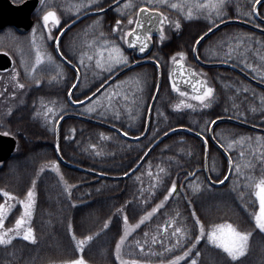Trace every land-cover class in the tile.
I'll list each match as a JSON object with an SVG mask.
<instances>
[{
    "label": "trees",
    "instance_id": "obj_1",
    "mask_svg": "<svg viewBox=\"0 0 264 264\" xmlns=\"http://www.w3.org/2000/svg\"><path fill=\"white\" fill-rule=\"evenodd\" d=\"M114 1L108 0L102 8ZM60 2L61 0L57 1V7L61 5ZM144 2L145 0H140L137 5ZM171 2L174 0H169V3ZM239 6L244 8L240 17L236 11ZM158 7L169 17L179 19L181 28L172 33L168 41L157 45L151 55L160 62L163 57L165 63L163 65L161 62L162 88L154 106L147 137L140 142H130L98 125L78 119H67L60 127L59 138V153L66 162L97 173L119 176L134 168L156 140L175 128L184 127L208 138L211 121L222 117L264 128V110L260 108L258 113L252 110L253 98L260 93L264 95V90L224 68L202 69L207 74V84L214 88L208 107L196 105L191 109L180 110L174 107L180 96L172 88L167 76L170 57L176 52L184 51L189 56L188 60H191L194 43L213 26L208 19L186 21L182 12L165 5ZM227 8H233L235 11L230 14V18L252 22L253 14L247 13L252 12L253 0H229ZM259 13L264 18V4ZM117 19L122 17L114 11L103 15L100 31L110 40L116 38L112 26ZM88 22L89 20L83 24ZM238 35L245 41L243 45H238ZM262 40V34L241 26H229L203 42L198 54L204 62L230 64L263 83L264 61L257 55V52L264 54ZM230 47L238 51L229 54ZM244 48H247L248 63L255 65L257 70L249 69L247 64L242 62L239 51ZM127 53L133 55V52ZM59 65L63 69L62 75H58L57 68L49 74L44 65L36 70L34 77L41 83L37 84L36 80L28 81L30 90L23 105L12 113L10 120L2 127L3 131L17 139V148L10 160L0 164V188L23 199L35 180L37 195L30 225L34 229L35 242L18 238L8 245H0V264H63L81 254L88 264H120L116 259L115 244L123 234V215L127 214L129 225L136 224L140 217L164 200L172 182L177 184L176 192L150 220L131 232L122 247V259L136 260L140 264H161L162 261L167 264L174 257L183 255L184 251L191 248L194 234H198L195 217L191 216L195 209L196 215L206 225V230H210L212 224L228 221L242 230L252 231L249 249L245 256L234 261L205 237L191 249V255L179 261V264H191L193 259L197 264H264V234L254 228V221L250 216L251 212L258 209V203L245 188L246 177L238 176L234 170L230 181L223 188L209 186L203 171L205 147L195 136L183 132L169 136L156 147L134 176L123 181L101 179L68 169L61 164L59 173L49 170V166L40 172L42 166L50 165L53 161L58 162L54 126L56 127L59 117L70 112L76 113L114 126L129 136H140L145 130L148 106L156 88L153 66L137 67L121 78L125 79L135 73V84L131 88L128 85L124 92L127 93V99L123 96L111 101V106L103 105L95 113L87 114L81 111L87 106L74 110L68 105L67 94L74 84L75 77L71 70L62 64ZM199 69L197 67L198 71ZM81 73V84L75 93L77 100L91 95L109 78L103 76L92 83L96 72L81 70ZM132 92H135V95L129 99L128 94L131 95ZM47 107H52L54 112L49 113V118L45 119L43 113ZM53 116L56 117L55 120L52 119ZM240 136H250L253 140L234 146L228 153L234 161L243 164L244 159H253L248 155L251 151L249 143L256 147L255 138L264 137V134L231 123L217 125L214 132L217 143L225 146L230 139H239ZM208 141L209 176L217 181L227 175L228 161L216 145ZM239 151L245 152L244 159L239 157ZM259 151L257 148L253 169H242L256 177L264 175L258 160ZM61 174L63 180L60 178ZM157 177L160 179L157 180ZM64 181L71 186L70 189L66 188ZM197 184L201 186L200 190L194 192L192 186ZM234 187L236 190H233ZM241 193H244L243 199ZM0 203H4L2 196ZM121 208L123 211L118 212ZM20 211V206L15 204L9 221L13 222ZM177 212L179 216L176 215ZM169 218H175L176 224H169L167 233L163 227L157 228V225H162ZM109 219L111 223L105 229L103 225ZM178 226H186L191 231L186 237H180L179 234L172 236V231ZM73 231L77 239L93 235V239L83 246V253L77 247V240L72 238ZM157 232L160 234L157 235ZM144 233H148V236L145 237ZM154 235L157 236V243L151 242ZM178 238L179 245L176 244ZM145 239L148 243L141 250L134 241L143 242Z\"/></svg>",
    "mask_w": 264,
    "mask_h": 264
},
{
    "label": "snow or ice",
    "instance_id": "obj_2",
    "mask_svg": "<svg viewBox=\"0 0 264 264\" xmlns=\"http://www.w3.org/2000/svg\"><path fill=\"white\" fill-rule=\"evenodd\" d=\"M44 0H41L43 3ZM229 0H174V2L169 3V0H145L143 4L137 5L135 0H125L122 7L117 8L118 12H124L123 19H117L115 24L112 26V31L117 33V39L124 41L128 44L130 48L138 47L139 52L143 53L146 49L149 48L150 42L152 41L153 31L152 28L154 25H158V33H159V41L163 43L165 41L166 33H165V25H172L175 29L179 30L181 28V23L179 19H170L165 12L160 11L158 5L169 6L172 9L183 12L186 19L191 20L194 16H203L205 19H208L212 26H217L215 24L214 17H220L221 23H223L222 17L226 14V7L228 5ZM262 0H253V9L255 10V6L261 3ZM96 5L98 6L99 11H103L102 7H99V0H83L81 3L75 4L73 10L79 12L82 8ZM127 9H133V13L129 14L126 12ZM253 12H248L247 15H252ZM256 14L259 12L256 10ZM125 20L127 25L131 27L125 28ZM43 26L47 29L46 37L48 40H52L57 49L60 48V37L64 35L61 32L58 36L53 35V28L61 25V17L57 14L55 10H48L44 12L42 16ZM100 20L94 21L93 24H99ZM259 27V25H257ZM89 27H92L91 25ZM211 27L209 31H211ZM36 29H33L32 36V44L35 47V61L31 66L25 65V70L31 73L36 72V66L41 65L42 62L47 60L50 63L55 61V58L51 53H47L41 50L40 45L36 43ZM87 35V33H86ZM132 38V39H129ZM44 39V37H41ZM202 40L203 37H200ZM238 45H243L245 41L239 37L236 38ZM199 40L196 41L199 44ZM83 47H85L86 51L80 52L79 63L84 65L86 68L95 67L97 69H106L107 71H111L114 65L118 64H127L129 61V57L125 54L124 49L120 46L119 43L106 38V34L103 31H100L98 36H95L89 40H85L83 42ZM238 49L229 48V54L232 52H236ZM239 55L243 63L247 64L249 68L253 70H257L256 66L253 64H249L247 61V48H244L243 51H239ZM257 55L260 56V59L264 61V54L257 52ZM60 56H64V53L61 51ZM187 58V53L184 51L176 52L174 55L170 57V60L176 68L173 70L170 75H175L177 73L181 74V76H194L197 75L193 69L185 68V60ZM67 60V57H64ZM85 61H88L86 64ZM69 64L72 63L71 60L67 61ZM155 63L157 65L160 64V60L156 59ZM76 71H79L77 69ZM63 69L61 68V72L58 75H62ZM15 76H19V72L15 73ZM56 79V77H53ZM78 79V77H77ZM185 83L191 84V80H184ZM37 84H40V80H36ZM196 85H199L197 87ZM196 85H193V91L197 93L193 98L197 101H200L204 107H208L209 103H205L211 98L214 94V88L208 86L207 81L203 79H198L196 81ZM16 86L20 89L25 87V84L20 83L18 80L16 81ZM172 88L180 94L182 97H188L189 93L182 91L180 87L177 85L175 80L172 82ZM75 87V85H72ZM247 91V89H244ZM2 94V93H0ZM15 95V93H13ZM71 96V93H68ZM113 95H118L117 93H113ZM127 99V96L124 97ZM111 100V97H109ZM264 101V98H262ZM79 102V101H77ZM43 103V101H42ZM111 106V103H110ZM174 107L176 109H180L182 107L193 108L194 105L191 103H186L185 100H180L179 103L175 104ZM89 111H94L95 109L90 105L88 108ZM256 111L255 108L252 109ZM54 109L52 107H47L46 111L43 113L45 119L49 118V113H53ZM40 115V113H37ZM62 119L63 117H59ZM52 119H56L55 116ZM211 123H215V121H211ZM56 127L54 126V131ZM73 131H75L73 129ZM8 135L9 133H4ZM124 135H128V133H124ZM253 140L250 136H240L239 139H230L227 142V146L221 144L220 147L224 148L226 152L232 149L236 145H244L246 141L251 142ZM256 147H253L251 143H249L248 147L251 151L248 153L253 159H244L245 152L239 151L238 155L241 159H244L243 164L234 161L231 156L228 158L229 164V174H231L232 169L234 168L235 172L238 176H245V188L248 189L251 195L255 198V202L258 203V209L254 212L250 213L252 220L254 221V228L259 230L260 233L264 234V175L260 177H256L249 172H245L242 169L251 170L254 167L253 160L257 158V148L260 149L258 154V160L261 164V170L264 172V137H256L255 138ZM57 150H59V144L57 143ZM50 166L56 172H60L59 163L56 161L50 162V165H45L40 168V172L44 171V168ZM213 169H215V162H213ZM160 171H164V169H160ZM192 175H195L192 173ZM61 180H63V175L60 176ZM160 178L157 177V180ZM228 179V176H225L224 179L217 180L218 183H224L225 180ZM66 188L70 189V185L64 181ZM235 184V181L233 182ZM36 181L33 180L32 187H30L26 192V198L20 199L15 196L12 192L7 191L3 188H0V196L5 198L4 203H0V245H8L11 243L13 239V235L15 236H23V239L35 242L36 236L34 234V229L30 226V220L33 215V208L36 203ZM193 191L197 192L200 190V185H193ZM177 190V184L175 182L171 183V187L167 191V195L164 196V200L161 201L156 207L152 208L151 211L146 212L142 217H140L139 221L134 225H129V218L127 214L123 215L124 221V230L123 234L120 235L118 242L115 244V254L116 259L120 261V264H140L139 261L136 260H124L121 257L122 247L125 244L128 237L131 235V232L135 229L139 228L141 224H144L145 221L150 220L154 213L158 211L159 208L164 206V202L167 201ZM233 190H236L235 187ZM244 193H241V199H243ZM9 201H18L19 204L23 206L22 214L15 220V224L13 227L5 228V219L6 212L10 210L13 205L9 204ZM247 207V205H245ZM118 212H122L123 209H118ZM179 216V212L176 213ZM191 216L195 217V225L198 226V234H194L193 242L191 244V248L184 251L183 255L176 256L174 259L167 262V264H179V261L183 260L185 257L191 255V249L195 248L197 244L207 238V241L212 245H215L217 248L222 249L232 260H239V258L245 256L249 249V240L253 235L252 231L242 230L238 225H235L231 222L225 221L223 223H216L210 226V230H206V225L202 222L199 216L196 215L195 209L191 212ZM111 220L109 219L103 225L105 229L109 227ZM169 224H176L175 218H169L168 221L164 222L162 225H157V228L163 227L164 232L167 233L169 231ZM71 228V225H69ZM191 230L185 227H175L172 231V236H177L179 234L180 237H186ZM160 233L157 232V235ZM144 236L147 237L148 233H144ZM72 238L77 240V247L80 252L83 253L84 245L87 241H91L93 239V235H87L82 239H77L75 232L73 231ZM141 250H143L144 245L148 243V240L145 239L143 242L140 240L134 241ZM152 243H157V236L154 235L151 240ZM176 244H180V239L176 240ZM198 254V253H197ZM64 264H88V261L81 254L76 259H71L65 261ZM161 264H164L162 261ZM191 264H197V261L193 259Z\"/></svg>",
    "mask_w": 264,
    "mask_h": 264
},
{
    "label": "water",
    "instance_id": "obj_3",
    "mask_svg": "<svg viewBox=\"0 0 264 264\" xmlns=\"http://www.w3.org/2000/svg\"><path fill=\"white\" fill-rule=\"evenodd\" d=\"M38 0H26L24 3L20 4V5H14L11 3L10 0H0V30H2L3 28L7 27V26H12L15 27L17 30H19V32L21 33H27L31 27H32V13L35 11L37 5H38ZM125 2V0H116L115 2H113L112 4H110L109 6H106V8H103V11H90L87 12L83 15H81L80 17L76 18L71 24H69L65 29H63V33L65 34L66 31H68L69 29L77 26L78 24L84 22L85 20L91 18V17H98L101 15H104L110 11H113L114 9H116V7H119L120 5H122ZM264 4V0H262L261 3L257 4L255 6V10H253V15H254V20L257 22V24L259 25V27L257 26V24H251L245 21H239V20H227L224 21L223 23H219L217 24V26L213 27L211 31H207L205 32L204 35H202L201 37H203V39L201 40L200 38L198 39L200 42L199 44H195L194 49H193V56L194 59L196 61V64H198L200 67L203 68H208V69H214V68H225V69H229L232 72L237 73L238 75H240L242 77V79L244 78L245 80H247V82L262 88L264 90V83L258 82L257 80H254L253 78H251L249 75H247L245 72H242L240 69L229 65V64H225V63H205L203 61L200 60L199 56H198V50L199 47L201 46L202 42H205L209 37L213 36L214 34H216L217 32H220L221 29L227 27V26H232V25H238L244 28L249 29L250 31H254L257 33H260L262 35H264V28L262 27L264 25V18H262L260 16V14H256V10L260 9V6ZM259 12V10H258ZM158 25H154L152 28L153 31V36L152 37H157L159 36L158 33ZM62 38V36L60 37V39ZM132 39V38H129ZM152 45L153 42H150L149 48L146 49L145 52L141 53L138 50V47L136 48H130L128 47V44L126 43V48L128 51H135L137 52V57L139 59V61L133 63L130 66H127L125 68H123L122 70H119L117 73H115L113 76H111L110 78H108V80L102 84L100 86V88H98L95 92H93L90 96L86 97L85 99L81 100L80 102H75L73 101V94L75 92V90L77 89V87L80 84V79L81 76L79 74L77 70V68L73 65V64H69L67 61L65 60L64 57L60 56V50H58L56 48V53L57 56L59 57V59L62 61V63H64L67 67L71 68V70H74L77 73V77H76V81H75V87H72V89L69 91V93H71V96L68 95V101L69 104L73 107V108H80L83 106H86L87 104L91 103L92 101H94V99L98 98L109 86H111L113 83H115L118 79H120V77H123L125 74H127L128 72H130L131 70L143 66V65H154L157 67L158 69V80H157V85H156V90H155V94L153 96L148 114H147V119H146V126L144 133L141 136H137V137H133V136H129V135H124L125 132H123V130L121 131L120 129L111 126L107 123L104 122H100L97 120H93L91 118H87L78 114H65L63 115L62 119H59L57 124H56V130H55V153L58 159L59 164H61L62 166L68 168V169H72L78 172H82L94 177H98L101 179H105V180H109V181H123L125 179H129L130 177L134 176L139 170L140 168L145 164V162L147 161V159L150 157V155L152 154V152L156 149V147H158L163 141H165L167 138H169V136L174 135L175 133H179V132H183V133H187L190 134L192 136H195L196 138L200 139L205 147V156H204V173H205V178L207 183L209 184V186H211L212 188H223L224 186H226L228 184V182L230 181L234 168L232 169L231 174H229V171L227 172L228 179L224 181V183H218L217 181H214L209 173V158H210V149H209V141L210 140L214 145H216V147L222 152V155H224L228 161L229 158V153L226 152L224 150V148H221L220 145L217 143V141L214 138V132H215V128L217 125L221 124V123H231V124H235L244 128H247L249 130L254 131L255 133H260V134H264V128H259L247 123H244L242 121L239 120H235L233 118H227V117H223V118H218L215 121V123L210 124V128H209V132H208V138L197 134L187 128L184 127H179V128H175L169 132H167L166 134H164V136L162 135L144 154V156L142 158H140L141 160L137 163V165L130 169V171L124 175H119V176H112V175H106V174H101V173H97L91 170H87L84 168H81L77 165L71 164L69 162H66L60 152V149L57 150V143L59 144V138H60V127L62 125V123L64 121H66L67 119H78L80 121H86L95 125L100 126L101 128H105L107 130H111L115 133H117L122 139H125L127 141L130 142H140L143 141V139H145V137H147L148 133H149V127H150V122H151V117H152V113H153V109L155 106V103L158 99L157 96H159L160 90H161V85H162V73H161V69L159 67V65H157L155 63L154 60H150L147 57L149 56L151 49H152ZM12 67V63L10 58L5 55V54H1L0 53V71H6L10 70ZM176 68V66L173 65L172 69H171V73L173 72V70ZM185 68H191L189 66H187L185 64ZM193 69V68H191ZM194 72L197 74V72L195 71V69H193ZM170 78L173 82V80H175V82L177 83V85L180 87L181 90L184 91H188L189 93H191L192 95H196L197 93H195L193 91V85H196V81L198 79H203L200 75H194L191 77L188 76H181V74L177 73L175 75H170ZM191 80V84L189 83H185L184 80ZM204 80V79H203ZM197 87H199V85H196ZM17 147V140L10 135H5L0 133V164H3L5 162H7L8 160L11 159V157L13 156L12 154L15 153ZM228 168H229V164Z\"/></svg>",
    "mask_w": 264,
    "mask_h": 264
},
{
    "label": "rangeland",
    "instance_id": "obj_4",
    "mask_svg": "<svg viewBox=\"0 0 264 264\" xmlns=\"http://www.w3.org/2000/svg\"><path fill=\"white\" fill-rule=\"evenodd\" d=\"M57 1L58 0H54L55 6H54V9H52V10H55L60 17H63L65 19H69V18L70 19H72V18H75L76 19V17H79L80 15H82L83 13H85V12H87L89 10H96V9H98V6L92 5V6L84 7L79 12H76V11L73 10V7L72 6H74L77 3L83 2V0H61V2H60L61 5L58 6V7L56 6ZM107 1L108 0H99V7H102L104 4H106ZM138 1H140V0H135V3L137 4ZM48 3L49 2H47V1L45 2V0H44V4L42 5V8H41V11H43V14H44V12L47 11L46 9H47ZM123 4L120 5L119 7H122ZM119 7H116V9L114 10V12L116 13V15H119V17H122V19H123L125 13L124 12H118L117 11V8H119ZM126 12L129 13V14H132L133 13V9H127ZM182 15L184 16V13L183 12H182ZM169 18L170 19H176V18H172V17H169ZM184 18H185V16H184ZM193 19H204L205 20V18L203 16H194ZM222 19H223V17H222ZM251 19H252V17H251ZM88 20H89V22L86 25H84L83 24L84 22H83L82 23L83 25L80 28L83 31V38H82L83 39V42L85 40H89V39H91V38L99 35V33H100V27H101L100 25H101V22L103 21V16L93 17V18H90ZM97 20H100V23L94 25L93 22L94 21H97ZM185 20L186 21H189L186 18H185ZM214 20H215V23H216L217 21L218 22L221 21V18L220 17H214ZM210 24H211V22H210ZM90 25L92 27H89ZM127 27H131V26L127 25L126 20H125V28H127ZM57 28H59V26L53 28V35L54 36H55L54 32H55V30ZM45 30L47 32V29L46 28H45ZM164 30H165L166 37H167L165 39V41H168L170 39V36H171L172 33L178 31L172 25H165V29ZM86 33H87V35H86ZM114 34H115L116 38L113 41L119 43L120 46L124 49L125 54L129 57L130 55L127 53V50H126V43L124 41H121V40H118L117 39V33H114ZM261 42H262V45L264 47V40H262ZM157 44H162V43H160V41L157 40ZM40 47H41V50L42 51H45L46 52L44 46H41L40 45ZM86 50L87 49L84 47V51H86ZM68 53L72 56V58H74V60H76L78 62V65L80 67V70H82V71L91 70V71L97 73L96 76H94V79H92V83H94L96 80H98L99 78H101L103 76H107V77L111 76L117 70L122 69L123 67L129 66L130 63H131V59L129 57V61H128L127 64L114 65L111 71H107L106 69H97L95 67H88V68H86L84 65H81L79 63V59L77 58V55H75V54H73L71 52H68ZM17 55H18V57H20V61H21L20 64H19V68L17 70H15V72H12V74H8V75L3 76V77L0 76V84L3 86V88L6 91L5 97L0 98V130L3 133H6V131H3L4 129H2V127L5 126L4 124H6L7 121L10 120V117H11L12 113H14V111H16L18 108H20V106L23 105V103H24V101H25V99H26V97L28 95V92L30 90V88H29V86L27 84L28 81H31L32 82V81L36 80V77H34V73H31V72L25 70V65L27 64L28 66H31L32 64H34L35 58L31 62H26V59H25L23 53H18ZM187 60H188V56H187V58H186L185 61L187 62ZM170 62H171V60H170ZM49 63L50 62H48L47 60H45L44 62H42L41 65L36 66V70L38 71L41 68V66H43V65L46 66ZM85 63L87 64L88 61H85ZM55 65H56L55 68L59 69L58 71H60L61 70L60 65L57 64L56 62H55ZM171 66H172V62L170 64V67ZM46 69H47V67H46ZM249 69H252V68H249ZM50 70H51V68H48L47 69V71L49 72V74L51 72ZM16 72H19V76L18 77L15 76V73ZM20 73H21V75H20ZM199 73H200V75L203 78L206 79L207 74H206L205 71H203L202 69H199ZM133 75L135 76V73L132 74V75H130V76H128V77H125V79H120L117 82H115L113 85H111L110 87H108L97 99H94V101H92L89 105H87V107H86L85 110H81V111L82 112L84 111L87 114H93L96 111L100 110L101 109V106H103V105H105L106 107L107 106H110V102L111 101H115V99H119V98L127 95V93H124L126 91L125 90L126 87H128V85H130V88H131V86L135 84L134 81H133V78H134ZM20 76H21V80H20ZM17 80L20 83L25 84V87L23 89H20V88H18L16 86V81ZM13 93H15V95H13ZM113 93H117L118 95H113ZM128 95H129V99H131V97H134L135 92H132L131 95L130 94H128ZM178 96H180L179 93H178ZM109 97H111V100L109 99ZM193 97H194L193 95H189L188 97H182V96H180L179 102H180V100H185L186 103H191L192 105H194V107H196V105H202L200 101L195 100ZM263 97H264V95L262 93H260L259 96H255V98H253L252 105H253V108L256 109V111H254V112H257L258 113L260 111V108L264 110V102L262 101V98ZM210 99L211 98H209L208 101H205V103H209L210 104V102H209ZM90 105L95 109L94 111H89L88 110V108H89ZM180 109H191V108L182 107ZM230 150H232V149H230ZM48 169L51 170L52 172L58 173V172H56L50 166H49ZM23 199H25V198H23ZM4 202H5V198H4ZM9 204L10 205H13V206L10 208V210H8L6 212L5 228L13 227L14 224H15V220L23 212V206L21 204H19L18 201H9ZM15 204L18 205V206H20L21 211H20L19 216L16 217L13 222H10L9 219L12 217V214L14 212V205ZM30 225H31V220H30ZM12 235H13V239L12 240L18 239V238H23V236H15L14 234H12Z\"/></svg>",
    "mask_w": 264,
    "mask_h": 264
},
{
    "label": "flooded vegetation",
    "instance_id": "obj_5",
    "mask_svg": "<svg viewBox=\"0 0 264 264\" xmlns=\"http://www.w3.org/2000/svg\"><path fill=\"white\" fill-rule=\"evenodd\" d=\"M10 1L14 5H20V4L24 3L26 0H10ZM38 1H39L38 5H37L35 11L32 13V16H31L32 27L27 33L26 32L25 33H21V32H19V30H17L15 27H12V26H7V27L3 28L2 30H0V53L7 55L10 58L11 63H12V67H11L10 70H7V72L6 71H0V76H2V77L6 76L8 74H12V72H15V70H17L19 68V64H20L21 61H20V57H18V55H17L18 53H23V55H24V57L26 59V62H31V61L34 60V58H35V47H34V45L31 42L34 28L37 30L36 33H35V35H36V43L38 45L40 44L41 46H44L46 52L47 53H51L52 56L55 57V61L53 63H49V64L46 65L47 69L51 68V70H50L51 72L50 73H53L54 69H56L55 68L56 67L55 62L57 64H62L66 68H68V70H71V68L67 67L59 59V57L57 56V53H56V47H55L54 42L52 40H48L46 35H45L46 34V30H45V27L43 26V22H42L43 11H41V8H42V5L44 4V2L41 3V0H38ZM46 1L49 2L46 10L48 11V10L54 9V6H55L54 5V0H45V2ZM233 10H234L233 8L232 9H230V8L226 9V14L227 15H226L225 18L223 17V21L239 20V18H230V14L231 13H233V14L235 13V11H233ZM236 11L239 14L238 16L240 17V15L244 11V8L242 6H239V8ZM76 18H78V17H76ZM74 20H75V18H72L71 20H69V19H65V18L61 17V25L59 26V28H57L55 30V32H54L55 36H58L63 31V29H65ZM239 21H242V20H239ZM219 22L221 23V21H219ZM219 22L216 23V24H219ZM81 24L82 23H80L77 26H75V27L69 29L68 31H66V33L60 39V48L58 50H60V52L62 51L64 53L63 57H67V60H71L72 61L71 64H73L77 69H79L78 72H79V74L81 76V79H82V73H81L80 67L78 65V62L76 60H74V58H71L72 56L68 53V52H71V53L77 55V58L79 59L80 58V52L84 51L83 39H82L83 38V31L79 27ZM232 26H236V25H232ZM227 27H229V26H227ZM227 27H225V28H227ZM71 34H73V36H71ZM41 37H44V39H41ZM238 37L240 38V35H238ZM157 40H159V36L152 37L153 45H152L151 52H150L149 56L147 57L148 59L154 60V61L156 59H154V57L151 56V55L153 54V52H154L155 48L157 47V45H160V44H157ZM165 42H163V43H165ZM194 44H196V43H194ZM193 49H194V47H193ZM199 50H200V48H199ZM199 50H198V53H199ZM127 52H129V51H127ZM132 52H133L132 53L133 55L129 56L130 59H131L130 65L135 63V62H137V61H139V59L137 57V52H135V51H132ZM192 53H193V50H192ZM198 56H199V54H198ZM161 58H162L161 62H163V65H164L165 59H163V57H161ZM199 58H200V56H199ZM200 60L203 61L201 58H200ZM161 62L159 64V67H160L161 73L163 75V66H162ZM170 64H171V62L169 61V63H168V69L169 70H168V75L167 76H169V79H170V82H171L170 73H171V69L173 67V64H172L171 67H170ZM185 64L187 66L195 69V70H197V67L199 68V65L196 64V61L194 59L193 54H192V59L191 60H187V62L185 61ZM151 66H153V68L155 70L156 85H157L158 69L154 65H151ZM58 70L59 69H57V72L60 73L61 71H58ZM71 71L73 72L74 77H75V80H74V84H75L77 73L74 70H71ZM114 74L115 73H113L111 76H113ZM20 75H21V73H20ZM111 76H109V78ZM20 80H21V76H20ZM80 84H81V81H80ZM80 84H79V86H80ZM79 86L77 87V89L79 88ZM77 89L75 90V92H74V94L72 96L73 101H75V102L80 101V100H77V97L75 96V93H76ZM155 90H156V88H155ZM0 93H2V94H0V98L5 97L6 91H5V89L3 88V86L1 84H0ZM154 94H155V91H154ZM154 94H153V96H154ZM153 96H152V99H153ZM152 99H151V102H152ZM67 102H68V105L71 108H73L69 104L68 94H67ZM151 102H150V104L148 106L147 114H148ZM80 108H73V109L74 110H79ZM153 111H154V109H153ZM72 114H76V113H72Z\"/></svg>",
    "mask_w": 264,
    "mask_h": 264
}]
</instances>
